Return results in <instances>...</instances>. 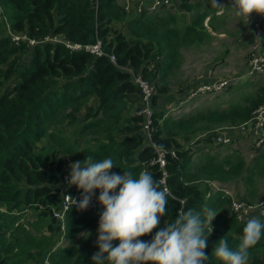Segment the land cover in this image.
I'll list each match as a JSON object with an SVG mask.
<instances>
[{"label": "trees", "instance_id": "obj_1", "mask_svg": "<svg viewBox=\"0 0 264 264\" xmlns=\"http://www.w3.org/2000/svg\"><path fill=\"white\" fill-rule=\"evenodd\" d=\"M1 2L12 28L38 42L14 44L0 21V264H42L45 258L50 264H92V254L73 243L82 231L98 229L103 206L68 211L64 232L70 245H55V235L63 230L51 209L62 199L64 157L74 162H83L87 156L94 160L111 157L116 166L111 172L136 175L146 169L164 190L163 170L152 163L157 149L167 151L169 189L161 226L174 221L181 208L214 210L218 214L211 223L204 264H223L213 249L222 237L229 248H236L246 221L233 211L232 198L214 192L209 182L242 180L244 201L251 204L264 178V149L248 166L229 144L224 145L225 155L209 148L219 129L241 126L253 118L264 105V84L229 107L178 118L166 115L165 104L174 99L164 101L163 94L169 91L165 82L178 66L181 49L209 37L204 25L208 12L181 25L172 13L130 14L118 0ZM182 7L200 10L201 4L182 0ZM123 24L126 31L119 27ZM48 35L83 47L100 42L104 54L96 56L85 48L45 41ZM110 55L116 57V64ZM123 66L132 67L157 90L151 99V140L144 130L142 89ZM92 98L97 99V106L81 117ZM200 137L205 138L206 150L200 149L197 156L189 145ZM95 191L99 196V190ZM29 211L37 217L24 224L21 218ZM259 217L264 222V215ZM204 234H209V227ZM112 243L117 246L119 241ZM249 253L248 264H264V236Z\"/></svg>", "mask_w": 264, "mask_h": 264}, {"label": "clouds", "instance_id": "obj_2", "mask_svg": "<svg viewBox=\"0 0 264 264\" xmlns=\"http://www.w3.org/2000/svg\"><path fill=\"white\" fill-rule=\"evenodd\" d=\"M213 3L218 8L224 6L217 0ZM232 7L237 16L246 19L252 13L264 16V0H233ZM69 167L67 184L82 190L78 200L68 196L72 206L86 210L95 190H99L97 199L104 209L97 229L99 250L92 255V264H204L208 259L205 251L208 236L212 232L211 223L218 214L214 210L181 208L174 221L161 226L168 203L167 190L160 188L148 170H141L136 175L130 171L111 172L116 168L111 157L94 160L92 156ZM206 226L209 227L207 236L204 234ZM149 234H152L150 240L140 239ZM262 236L264 222L253 216L247 219L236 248H229L222 237L213 249L214 255L223 264H248L249 250ZM113 241H119V244L113 246Z\"/></svg>", "mask_w": 264, "mask_h": 264}, {"label": "rangeland", "instance_id": "obj_3", "mask_svg": "<svg viewBox=\"0 0 264 264\" xmlns=\"http://www.w3.org/2000/svg\"><path fill=\"white\" fill-rule=\"evenodd\" d=\"M210 1L213 3V0ZM227 1L232 3L229 4L226 9V13L224 12L225 15L223 16V19H225L226 34L219 37L218 43L209 42L204 44V46L196 47V45H191L190 47H184L182 50L183 58H179L177 64L178 66L171 70L169 78L165 83L172 92L178 91L179 93V91H186L185 88L197 79L195 76H199L209 69L210 73L214 72L213 74L215 76L220 72L228 74L233 73L232 78L229 79V84H227L226 88L218 92L206 93L195 97H189V95H186L184 99L178 98L168 101L165 104L166 115L178 118L199 110L216 107H229L233 104L242 102L246 94L256 92L260 85L264 84V77H248L245 74L247 72L248 60L253 49L252 45L255 37H257L256 34L254 35L253 31L260 32V27L264 24V16L252 13L250 19L246 20V18L236 15L235 9L232 7L233 0ZM201 2H203V0H201ZM204 4L205 3H203V7L205 6ZM196 12L198 15L201 14L200 11ZM161 13L175 14L178 17V23L181 25L189 23L193 20V18H195V12L187 11L185 8L180 6V2L178 0H175L174 4H172L170 8L163 10V12L161 11ZM119 27L121 28L120 25ZM122 31H126V29L123 27ZM214 57H217V59H212ZM23 60L25 61L26 59L23 58ZM218 78L222 77L219 76ZM12 82L13 79H11L8 83ZM165 97L167 98L166 95ZM97 103V99L95 98L88 100L84 105L80 116L83 117L87 110H90L89 108L91 106L96 107ZM130 106L132 105L130 104ZM65 129L67 133H70V128L65 127ZM249 145L253 147L254 144L249 141ZM263 148L261 150H263ZM209 149L219 152L222 155H225L227 152L225 147H220L219 145H212ZM236 149L237 148L234 147V150ZM261 188L264 193V180L262 181ZM30 212L31 211L28 213ZM32 217L37 216L36 214H32ZM28 221L35 222V219L29 220V216L21 218V222L24 224L28 223ZM77 237L75 238L73 244L79 246L80 250H85L92 255L99 250L97 246L87 244L86 239H78L79 237ZM95 238L96 237H92L93 241L96 243ZM54 241L56 247H67L70 245L64 231L61 234H56ZM262 260L264 261V255Z\"/></svg>", "mask_w": 264, "mask_h": 264}, {"label": "built area", "instance_id": "obj_4", "mask_svg": "<svg viewBox=\"0 0 264 264\" xmlns=\"http://www.w3.org/2000/svg\"><path fill=\"white\" fill-rule=\"evenodd\" d=\"M180 2V6H182V0H178ZM175 0H126L125 4L123 5L128 12H132L135 10L138 14L145 12L147 14H152L156 12H161L163 10H167L174 4ZM167 8V9H166ZM161 9V10H160ZM0 21L4 23L5 30L7 31V35L11 38V41L14 44H20L21 42H27L28 46H34L37 44L38 41L32 39L28 36L27 33L24 32H16L8 20L7 16L5 15L4 6L0 0ZM257 37H255L253 45H252V52L250 58L248 60L247 72L245 73L248 77H264V24L260 27V32H254ZM51 42H63L71 49H81L85 48L86 50L91 51L94 55L99 56L104 54L101 49L100 42L95 45H87L81 46L79 44L70 43L69 41L63 39L60 36H52L48 35L45 38V41ZM111 61L116 64V57L114 55H110ZM123 69L127 70L129 73L132 74L134 77L135 82L141 87L142 89V109L141 113L144 114L145 123H144V130L146 132V136L151 140V130H152V115L153 110L151 107V99L153 95L157 93V90L154 85L150 84L148 81L144 80L140 75L136 74L132 67L123 66ZM227 82H215L212 84H203L195 87L192 91L189 92V97H195L197 95H202L206 93H214L223 90L227 86ZM252 123L256 129L260 131L259 141L256 143L257 148H261L262 144L264 143V105H261L256 111L254 112L253 118L248 122ZM247 124V123H246ZM219 131V130H218ZM232 142L231 138L225 134H217L213 137L214 145H225L230 144ZM158 156L152 163L159 164L160 168L163 170V176L160 179V182L164 185V190H167V194L169 193V189L167 187V178L168 172L166 170V150L157 149ZM172 155L175 156V152H172ZM67 163L63 164V170L61 172V183L62 185L67 184V178L71 171L69 165L74 163L71 159H66ZM118 191V189H117ZM81 192L76 193H62V199L58 206L52 207V215L54 218H57L61 221V227L64 231L65 229V219L67 216L68 211L72 209H77L75 205L72 206L71 200L68 196H71L75 199H79ZM98 195L95 191V195L90 203V206L83 211L87 210H95L102 205L98 202ZM233 211L236 213L240 221H247L249 217L252 216L253 211L259 207L260 216L264 213V197L262 201L258 204H249L246 201L237 199L232 201L231 205ZM80 211V210H79ZM42 264H50L49 258H45Z\"/></svg>", "mask_w": 264, "mask_h": 264}, {"label": "crops", "instance_id": "obj_5", "mask_svg": "<svg viewBox=\"0 0 264 264\" xmlns=\"http://www.w3.org/2000/svg\"><path fill=\"white\" fill-rule=\"evenodd\" d=\"M187 1L190 5H196L197 3L201 4L200 10H195V9L187 10V11L195 12L194 17H196L198 15V14H196L197 13L196 11H200V13H201L204 10H206L208 12V14L206 15V17L204 19V25L206 27L208 34H209V37L205 38L199 44H194V45H196V47H198V46H204V44H207L209 42L218 43L219 37L226 34L225 19H223L224 18L223 16L226 13L227 7L232 2L227 1V0H217V3L224 5L223 8H218L210 0H203V2H201V0H187ZM118 2L121 5H124L126 0H118ZM203 3H205L204 7L202 5ZM130 14H138V13L135 10H132V12ZM250 17H251V15H250ZM250 17H249V19H250ZM128 19H129V17H128ZM249 19H246V20H249ZM125 25L126 24H123L121 26V28H123V27L125 28ZM185 47H187V46H185ZM188 47H190V46H188ZM183 48L181 49V52H183L182 51ZM182 58H183V54H182ZM212 59H217V57H214ZM212 59H211V61H212ZM181 67H182V65H181ZM213 73L214 72L210 73V71L208 69V71H206L205 73H202L199 76H195L197 79L194 80L193 82H191L190 85H188L185 88L186 91H179V93H178V91L172 92L171 89H169L168 92L163 94L164 95V101L172 100V99H178V98L184 99L187 91H189V90L192 91L195 87H197L199 85H203V84H207V83L212 84V83L221 82V81L227 82L229 84V82H230L229 79L232 78V76H233V73L228 74V73L220 72L219 74L216 75L217 76L216 77ZM219 76L222 78H218ZM223 77H229V78H223ZM165 95L167 96V98L165 97ZM171 96H172V98H171ZM161 98L162 97H160V99ZM218 134H225L231 138L232 142L229 144V147H231L233 149H234V147H236L237 148L236 150L239 149L238 151H240V153L244 157L248 166L251 165L252 163H254V160L257 159V157L262 152L261 149L264 147V143L262 144L261 148L256 147V143L259 141L258 137L260 135V131L258 129H256L252 123L243 124V125L237 126V127H224V128L219 129ZM197 140L198 141H196L194 143L192 142L189 145L188 143H185L183 140L180 139V143L188 144L189 148H191L193 151H196L195 155L198 156L201 153L200 149L206 150V142H205L204 137H200ZM249 141H250V143L254 144L253 147H251L249 145ZM211 145L217 146V145H214V143H211ZM248 145L250 146V148ZM220 147L226 148L227 146L223 145ZM66 159L67 158H65V157L63 159L64 165H65V163H67ZM263 180H264V178L258 184L257 198L254 202H251V205L257 204L258 202L260 203L264 197V193L262 192V188H261ZM209 185L214 192L222 191V192L228 194L232 198V201L237 200L238 198H240L244 201V195H245L246 189H245L244 183L240 179H237L234 181H228V182L215 180L212 182L210 181ZM32 214L35 215V213H32V211L30 213H27V216H29V220L36 219V217H32ZM253 216L260 218L259 217L260 216L259 208H256L255 211H253L251 217H253ZM251 217H249V218H251ZM30 218H32V219H30ZM87 232H88V234H87ZM89 233H90V235H89ZM78 237H77L78 239H80V238L86 239L87 244H92V245L97 246L96 243L92 239V237H96L95 240H97V237H98L97 229L84 230L78 235ZM263 255H264V253L261 254V258H263ZM30 264H37V263L31 262Z\"/></svg>", "mask_w": 264, "mask_h": 264}, {"label": "water", "instance_id": "obj_6", "mask_svg": "<svg viewBox=\"0 0 264 264\" xmlns=\"http://www.w3.org/2000/svg\"><path fill=\"white\" fill-rule=\"evenodd\" d=\"M76 192H82V190L78 189L75 185L69 186V185H63L62 186V193H76Z\"/></svg>", "mask_w": 264, "mask_h": 264}]
</instances>
